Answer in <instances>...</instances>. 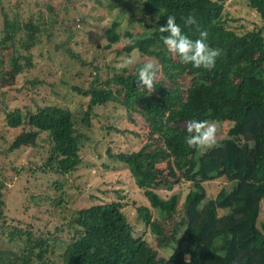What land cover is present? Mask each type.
Masks as SVG:
<instances>
[{"label": "trees", "instance_id": "obj_1", "mask_svg": "<svg viewBox=\"0 0 264 264\" xmlns=\"http://www.w3.org/2000/svg\"><path fill=\"white\" fill-rule=\"evenodd\" d=\"M136 1L144 19L137 20L140 32L121 31L112 22L103 31V48L114 53L115 59L138 55L139 60L116 70L97 58L83 60L65 49L80 69L87 71L82 85L70 86L83 102L73 109L46 104L35 111L18 105L5 111L13 102L0 100L4 125L8 129L27 127L5 151L34 147L39 134H45L50 144L46 171L63 176L81 170L79 151L92 133L96 110L116 102L131 124L135 117L143 124L141 135L131 132L142 142L138 149L108 155L125 167L130 181L118 178L111 184L110 178L101 174L106 168L98 169L99 185L104 189L101 193L107 196L109 188L114 199L99 202L96 196L88 195L85 205L67 211L68 226L75 237L60 254V264H264V224L257 227L264 205V0H240L246 12H253L259 20L242 33L228 26L234 20L225 11L226 0ZM127 2L112 0L106 8L129 9ZM15 8L11 11L0 0V65L8 68L4 73L0 69L4 88L13 84H3L6 77L13 79L33 68V49L42 34L46 41L50 39L52 33L44 31L58 19L48 3L41 12L35 15L31 11L26 18ZM189 14L196 17L197 25L185 27L181 17ZM168 15L176 17L192 40L199 38V31L207 30V43L221 53L212 69L183 64L175 53L168 52L160 39L167 33L158 30ZM45 17L51 18L48 23ZM128 39L134 43L127 44ZM61 48L64 50L62 44L56 47ZM149 60L162 65L151 94L137 89L136 84L138 68ZM75 75L83 77L80 71ZM181 77L189 78L187 88L181 86ZM191 119L231 125L223 138H217L215 147L194 149L185 140L184 122ZM162 163L168 167L166 173L156 167ZM130 182L140 193L134 208L136 219L125 218L121 211L124 198L115 190L127 188ZM203 183H217V193L207 198ZM184 185L187 192L177 207L178 191ZM1 197L0 193V208ZM58 197L52 207L64 210L62 196ZM151 211L156 212L155 217ZM1 212L0 236L4 240L0 241V264H46L45 255L54 252L57 240L49 250V238L37 237L39 232L32 224L23 227L16 221L6 226ZM138 224L153 236L155 248L148 246L144 235L134 236ZM5 229L10 231L4 236ZM16 239L23 246L16 244ZM166 246L170 255L159 256L157 250Z\"/></svg>", "mask_w": 264, "mask_h": 264}, {"label": "rangeland", "instance_id": "obj_2", "mask_svg": "<svg viewBox=\"0 0 264 264\" xmlns=\"http://www.w3.org/2000/svg\"><path fill=\"white\" fill-rule=\"evenodd\" d=\"M36 1L37 3L33 0H4L11 11H14L16 5L15 10L23 18H26L31 11L35 15L38 10L41 12L45 3L52 6L54 15H58L57 22L44 31L52 33L50 39L46 41L45 34H42L39 43L33 49V68L25 70L13 79L6 77L3 84L13 81V84L6 88L1 87L2 81L0 80V93H4L3 97L0 95V100L9 98L13 102L12 105L8 103V109L5 111L17 105L25 106L30 111H35L36 108L46 104L68 109L75 108L77 103L83 100L70 91V86L82 85L87 71L80 69V65L67 55L65 49L78 54L83 60L97 58L103 64H109L111 68L117 70L116 66L122 58L115 59L114 53L103 48L106 42L103 31L112 22H116L121 31L128 30L135 35L142 29L137 20L144 21L140 14V3L136 0L127 2L129 9L113 11H108L106 8L112 0H68L66 3L62 0ZM36 4L38 5L34 8ZM64 6L66 7L65 13H63ZM224 6L225 11L234 20L232 23L229 22L231 25H228L233 31L242 33L254 28L255 24L258 25L259 20L255 14L250 11L246 12L240 0H226ZM50 19V17H45L47 23ZM59 44H62L64 50L63 48L56 49ZM130 58L135 63L139 60L138 55H132ZM6 59L5 57L4 60ZM0 69L3 73L8 71L7 65L3 63ZM78 71L83 74L82 78L75 75ZM107 72L111 71L107 70ZM30 81H35L36 84H30ZM180 84L183 88H187L189 78L181 77ZM96 114L92 133L79 151L81 162L78 168L83 171L75 170L71 174L62 176L46 171L47 168H44L50 149L45 134H39L34 147H21L10 153L5 151L14 137L22 130H27V127L24 126L22 130L20 128L8 129L2 119L3 113H0V193L3 201L0 210L6 226L15 225L16 221L20 222L23 227L32 224V228L39 232L35 234L37 237L49 238V250L54 247L53 240H57L54 252L45 255L48 259H45L46 264H60V254L75 237L74 230L69 229L68 226L70 220L67 215L68 210L73 212L76 208L85 205V198L88 195L96 196L99 202L114 199L109 188L106 189L107 196L101 193L104 189H101L99 185L98 169L106 168L101 174L106 178L109 177L111 184H115L118 178L130 181V177L124 171L125 167L108 155L132 152L141 146V140L131 133L142 134L141 120L135 117V122L131 124L127 120L126 112L116 102H109L98 108ZM230 125L226 122L221 123L220 126L216 125L218 139L224 137ZM107 127L114 130H108ZM156 167L164 173L168 168L163 163L157 164ZM202 185L207 191V198L214 196L218 191L217 183L213 185L203 183ZM115 190L120 192L121 198H124L125 204L121 211L125 218L136 219L134 208L137 203L136 197L140 193L133 189L131 182L127 188H115ZM186 192L187 186H181L178 191L177 207ZM58 195L62 196L64 210L58 206L52 207V202L59 198ZM160 197L163 195L160 194ZM151 215L155 217L156 212L151 211ZM261 224H264V206L258 217V229ZM9 231L5 229L4 236ZM139 235H144L148 246L155 248L153 236L140 224L134 227V236ZM2 240L4 238L0 236V241ZM15 242L23 246L22 241L16 239ZM169 250L166 246V249L157 250V253L159 256L166 257ZM32 257L34 258V255Z\"/></svg>", "mask_w": 264, "mask_h": 264}, {"label": "clouds", "instance_id": "obj_3", "mask_svg": "<svg viewBox=\"0 0 264 264\" xmlns=\"http://www.w3.org/2000/svg\"><path fill=\"white\" fill-rule=\"evenodd\" d=\"M181 19L185 27L197 25V19L192 14L181 17ZM157 20H159V16ZM158 30L162 34L167 33V35H161L160 39L168 52L175 53L181 63L186 65L191 64L195 68L204 69H212L215 66L216 59L221 53L219 49H214L207 43L209 36L207 30L199 31V38L192 40L183 33L174 15H168L166 24L159 27ZM126 43L131 45L134 41L128 39ZM134 63L135 61L132 58L124 57L116 67L118 69H125L133 66ZM161 70L162 65L157 61L149 60L143 63L137 70V89L142 91L147 89L148 94H151L154 91L155 81ZM184 128L188 134L185 140L190 148L210 149L217 145L218 129L214 122L191 119L184 122Z\"/></svg>", "mask_w": 264, "mask_h": 264}]
</instances>
